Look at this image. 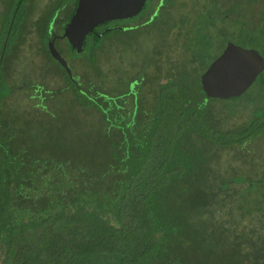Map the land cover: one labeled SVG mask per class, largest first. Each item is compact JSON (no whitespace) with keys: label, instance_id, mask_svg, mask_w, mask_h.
<instances>
[{"label":"trees","instance_id":"trees-1","mask_svg":"<svg viewBox=\"0 0 264 264\" xmlns=\"http://www.w3.org/2000/svg\"><path fill=\"white\" fill-rule=\"evenodd\" d=\"M74 1L67 0L69 14L75 11ZM237 1L240 8L251 3ZM148 2L145 12L151 9L152 0ZM173 2L164 0L152 21L134 28L105 29L112 21L98 25L102 34L89 33L83 52L89 47L96 55L101 40L112 32L153 24ZM23 5L24 0H17L12 6V44ZM240 8L233 10L240 14ZM208 21L206 14L198 36L185 42L188 62L202 58L205 66L190 69L178 63L174 77H156L153 111L140 105L138 89L149 82L147 77L138 78L137 90L130 82L127 91L109 94L101 82L83 85L69 74L102 115L105 124L97 130H88L82 118L78 133L44 122L33 128L41 133H31L32 126L11 123L13 109L0 111V264H264V235H257L253 225H237L250 208L237 199L226 222L216 216L217 207L228 205L226 197L236 182L223 176L221 152L263 134L264 108L246 126L218 125L212 103L221 98L207 95L201 85L202 73L219 56L203 51L216 43ZM237 35L257 44L264 25L242 26ZM10 39L0 41V106L7 101V61L3 63ZM255 82L264 89V70ZM35 89L48 101L51 94L45 95L43 85ZM131 96L135 103L130 108L126 97ZM235 156L246 160L247 154L240 150ZM244 181L248 185L240 197L264 179ZM233 209L239 212L237 219ZM250 245L254 251L247 252Z\"/></svg>","mask_w":264,"mask_h":264},{"label":"rangeland","instance_id":"rangeland-1","mask_svg":"<svg viewBox=\"0 0 264 264\" xmlns=\"http://www.w3.org/2000/svg\"><path fill=\"white\" fill-rule=\"evenodd\" d=\"M160 1L152 0L151 14ZM249 1L251 3H243V7L240 8L241 3L237 0H174L153 24L128 31H115L107 35L99 43L96 55H92L88 47L78 58V53L73 52L69 48V43L62 40L57 42V47L69 61L73 75L82 79L83 85L84 81L88 84L101 82L109 94H116L127 91L130 82L135 79L140 78L143 81L148 79L149 82H142L138 89L139 91L141 89L142 93L140 105L144 110L153 111L156 104L154 92L156 86L153 81L156 77L166 81L179 70L178 63L190 69L192 66L198 68L205 66L202 58H198L193 65L188 62L190 51L189 45L185 47V42L188 36H198L199 26L205 24L206 14L209 18L208 31L216 40L214 46L203 50L206 54L220 55L227 43L232 41L245 48H255L264 56V36L257 44L242 42L238 35L235 36L242 26L257 29L264 25V1ZM16 2L17 0H0V41L10 39L9 27L15 20L12 6H15ZM66 3L67 0H24L22 19L18 18V21L22 20V24L12 34L13 44L10 39L3 63L7 61L8 72L6 71L4 79L6 83L4 99L7 101L0 106V111L13 109L11 113L13 125L16 122L22 123L26 128L32 126L33 129L44 122L47 123L45 126H62L64 133H78V121L82 118L85 126L89 125L88 130L89 128L97 130L105 124L102 115L100 118L97 114L96 105L82 94L84 90H80V87L74 84L68 71L51 55L48 31L57 9L62 8L57 15L58 18L65 14ZM239 8L240 14L235 11ZM136 23L138 22L131 24ZM54 26L57 28V23ZM222 30L226 33L221 32ZM225 35L235 38H223ZM37 85L44 86L42 90L45 95L51 94L48 101L41 98L43 95H39L40 89H35ZM134 89L137 90V86ZM126 98L127 105L131 108L135 99L133 96ZM212 105L219 126L223 128L246 126L258 111L264 108V89L260 83L254 82L238 98L214 99ZM48 106L50 111L46 109ZM50 112L54 121L62 120L64 124L50 121ZM40 131L41 129L35 128L31 133ZM261 133L263 134L241 146L221 152L218 163L223 176L227 178L230 176L236 182L231 183L230 194L226 197L229 199L228 205L224 208L217 207L216 216L226 222L230 206H236L238 199L242 206L249 207L250 210L247 216L243 218L240 216L237 225H246V229H251L253 225L257 229V235L260 232L264 235V182H253L254 185L248 190V194L240 197L248 185V182L240 181L247 178L264 179V132ZM240 150L247 154L246 160L235 156ZM238 213L233 209L236 219L239 217ZM250 246V249L249 246L246 248L247 252L252 249L254 251L253 246Z\"/></svg>","mask_w":264,"mask_h":264},{"label":"water","instance_id":"water-1","mask_svg":"<svg viewBox=\"0 0 264 264\" xmlns=\"http://www.w3.org/2000/svg\"><path fill=\"white\" fill-rule=\"evenodd\" d=\"M147 0H77L76 8L62 34L77 53L83 51L86 36L105 22L136 17ZM164 0L159 3L163 4ZM160 7V6H159ZM53 58L72 70L55 41L49 42ZM264 70V56L255 48H245L230 41L201 75L204 92L212 97L233 99L241 96Z\"/></svg>","mask_w":264,"mask_h":264},{"label":"flooded vegetation","instance_id":"flooded-vegetation-1","mask_svg":"<svg viewBox=\"0 0 264 264\" xmlns=\"http://www.w3.org/2000/svg\"><path fill=\"white\" fill-rule=\"evenodd\" d=\"M76 3H77V0L76 1H74V3L73 4H71V5H76ZM146 3V2H145ZM161 4L159 3V5L157 6V8L154 10V13L153 14H151L150 13V9L147 11V12H145L144 11V9H145V7H144V9L141 11V13L143 12V14H138L136 17H134V18H129V19H125V20H113L109 25H107V23L106 24H104V26H105V29H110V28H122V29H128V28H134V27H137V26H139V25H143V24H146V23H148V22H150V21H152L153 19H154V16L159 12V6H160ZM146 6V5H145ZM72 7V6H71ZM71 7H69V9H68V5H66L65 4V14H63V16H59V18H58V13H59V11L62 9V8H59L58 10H57V12L54 14V17H53V19H52V23H51V27H50V29H49V42L51 41V40H54L55 41V45H56V47H57V42H60L61 40L62 41H65V42H68L67 41V39L66 38H63L62 37V34H63V32H64V28H65V25L67 24V22L69 21V19L71 18V16H72V14L74 13V12H71L70 14H69V11H70V9H71ZM76 8V7H75ZM61 14H62V12H61ZM149 16V17H148ZM147 18H149V19H147ZM133 22H138V23H136L135 25H132L131 23H133ZM55 23H57V25H58V27L56 28L54 25H55ZM131 24V25H130ZM94 32H96L95 34H102V31H99V30H97V27L95 28V31ZM89 35V34H88ZM87 35V36H88ZM87 36H86V39H85V42H86V40H87ZM69 43V42H68ZM71 45V44H70ZM84 46H85V44H84ZM58 48V50L60 51V53L63 55V52L61 51V49L59 48V47H57ZM69 48L71 49V50H73V52H75V53H77L76 52V50L75 49H73L72 48V46H69ZM83 50H84V47H83ZM83 54V51L82 52H80V54H78V58L81 56ZM64 56V55H63ZM65 57V56H64ZM66 58V57H65ZM55 59V58H54ZM66 60H67V58H66ZM57 61V60H56ZM67 62L69 63V61L67 60ZM67 63V64H68ZM69 66H70V64H69ZM72 78L75 80V81H77L78 80V78H76V76L75 75H73V73H72ZM133 83H132V86H134V84H137L138 83V79H135L134 81H132ZM135 87V86H134ZM131 88V87H130Z\"/></svg>","mask_w":264,"mask_h":264}]
</instances>
